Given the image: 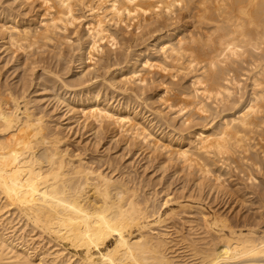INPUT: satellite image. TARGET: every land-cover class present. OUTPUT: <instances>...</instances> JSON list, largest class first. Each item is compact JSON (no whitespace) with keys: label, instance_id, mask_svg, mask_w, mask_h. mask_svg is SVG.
Listing matches in <instances>:
<instances>
[{"label":"bare ground","instance_id":"obj_1","mask_svg":"<svg viewBox=\"0 0 264 264\" xmlns=\"http://www.w3.org/2000/svg\"><path fill=\"white\" fill-rule=\"evenodd\" d=\"M0 42V264H264V0H0ZM73 124L199 195L159 209Z\"/></svg>","mask_w":264,"mask_h":264},{"label":"rangeland","instance_id":"obj_2","mask_svg":"<svg viewBox=\"0 0 264 264\" xmlns=\"http://www.w3.org/2000/svg\"><path fill=\"white\" fill-rule=\"evenodd\" d=\"M73 37H74V35H73ZM75 38V37H74ZM0 46H1V42H0ZM1 52H3V50H0V56L2 55L1 54ZM4 55V56H3ZM1 57H0V75H2L3 76V78L4 79H10L9 81L11 82H9L8 80H7V83L8 84H10V86L8 85L7 87H9L12 91H15L17 88L16 87H13L12 88V85L13 86H15L14 84L15 83H17V81L19 80L18 79V76L17 75H19L20 74V71H14L15 69H14V65H12L11 64V66H9L10 65V63H9V65H8V67H6V69L4 68V70L3 69H1V68H3V67H1L2 65H4V63L6 62V61H9V59L8 58H10V55L9 54H7L8 56L6 57V55L5 54H3ZM6 58V59H5ZM5 61V62H4ZM5 71V72H4ZM7 72V73H6ZM11 72V73H10ZM10 73V74H9ZM16 73V74H15ZM4 74H5V76H4ZM2 76H0V78L2 79ZM9 76V77H8ZM157 76V75H156ZM16 77V78H15ZM12 78V79H11ZM187 81V80H186ZM14 82V84H12ZM20 86V85H19ZM7 87H6V89L4 88V90L3 91H5V90H7ZM8 88V89H9ZM9 89V90H10ZM19 89V88H18ZM33 90H32V93H33V91H36V90H38V89H35V88H32ZM152 89H154L153 87H152ZM148 92H149V94H150V89L148 90ZM147 92V93H148ZM146 93V94H147ZM29 94V93H28ZM36 96V93L35 94H31V97H34V96ZM47 104V105H46ZM53 108V104H51V105H48V103H44V102H42L41 103V105H40V107L39 108H42V110L44 109L45 111H46V113L48 114V116L50 117L51 116V118H50V120L52 121H50L49 120V122H51L52 123V128L53 127H55L56 125V119L59 117V114H60V110H59V112H54L53 114H50L49 115V113L51 112V111H53L52 110V108ZM63 110H61V112H62ZM54 114H56V115H54ZM57 114H58V117H57ZM57 117V118H56ZM65 118V117H64ZM66 118H69V116L67 115L66 116ZM211 118V117H210ZM63 121V120H62ZM63 123L65 124V123H67V121L65 122V119H64V121H63ZM75 127H74V126ZM71 127H70V129H68V130H66L64 133L66 134V136L67 137H71V142L70 143H72V146H71V148L72 149H74V147H77L78 146V148H86L87 149V146H84V145H86L87 143H88V149L90 148H92L91 149V151L92 152H94L93 154H91V155H89L87 158L89 159H91L92 160V158H95L96 156L97 157H99V156H104L103 157V159H104V162L106 163L107 162V160H109L108 158L109 157H111L110 159L111 160H113V161H115V162H118V166L121 164V166H119V167H129V170L130 171H132V173H133V175H134V178H136V179H140V181H144L143 183L145 184V183H147L148 182V184H150L149 185V187H151V188H149L148 187V189L147 190H149V189H151V190H149V192L150 191H156L157 193H158V196H157V198H158V200L159 201H157V203L156 204H158L159 206V209L160 208H162V204L161 203H164L165 201V198L167 199V197L168 198H171L172 199V201H171V208L173 207V208H177L178 207V201L179 202H185L186 200H187V198H189L190 199V197L191 198H193L194 196H198L199 195V193H198V191H197V193H196V195L194 194L195 192H196V188H192V191H194L193 193H192V195H191V189H190V186H188L187 187V190L185 191V190H183V189H186V188H184L183 186H185V180H184V178L183 179H181L182 178V175L180 176L179 175V177L178 176H176L175 174H174V172H175V168H173V166L172 165H174V164H170V163H168V164H166V165H168V166H165L163 169H162V172H161V170H160V168H159V170L160 171H158V166H159V164L158 163H156L155 164V162H152L153 161V159L151 160V157L149 158V154H147L148 152L147 151H143L142 150V152H141V150L140 151H137V149L136 148H133V150H132V148H129L128 150L127 149H125V148H123V143H121V144H119V142H118V144L116 143H111V140H110V137L109 138H107V136L105 137L104 135L102 136V137H105V138H107V139H105L104 138V141H102V144L99 146V147H97V148H99L98 149V151H97V149L95 150V148H94V143H93V145H92V143H91V141H93L92 139H93V137H91L90 135L93 133V132H91V133H87L88 135H85V138H84V135H80V133L81 134H85L86 132H88L89 130H90V128L88 127V130L86 129L83 133H82V131L79 133V134H77V136H75L74 135V132H76L77 131V129L78 128H80V126L78 125V127H77V125L76 124H73ZM75 128H77V129H75ZM72 131V132H71ZM111 132V131H110ZM159 133L160 132H155V135L157 134V135H159ZM73 134V135H72ZM70 135V136H69ZM108 135L109 136H111L112 134H110V133H108ZM76 138H75V137ZM81 136V137H80ZM89 136V137H88ZM87 137V138H86ZM91 137V138H90ZM87 139V140H86ZM89 139H90V142H88L89 141ZM79 141V142H78ZM95 142V141H94ZM77 143H80V144H76ZM86 143V144H85ZM91 143V144H90ZM105 143V144H104ZM114 144V145H113ZM76 145V146H75ZM79 145H80V147H79ZM82 145H83V147H82ZM113 145V146H112ZM122 147V148H121ZM107 148V149H106ZM113 148V149H112ZM104 149V150H103ZM136 151H135V150ZM103 150V151H102ZM105 150H108V151H105ZM127 150V151H126ZM129 151H131V152H129ZM101 152V153H100ZM126 152V153H125ZM143 152H144V154H143ZM90 153V152H89ZM108 153V154H107ZM125 153V154H124ZM139 154V155H138ZM115 155V156H114ZM117 155V156H116ZM121 155V156H120ZM128 155V156H127ZM145 155V156H144ZM147 156V157H146ZM107 157V158H106ZM114 157H117V158H114ZM122 157V158H121ZM126 157H127V159H126ZM145 157H146V159H145ZM121 160H120V159ZM117 159H119V161L117 160ZM144 159V160H143ZM147 159H148V162H149V164L151 163V168L149 167L148 169H147V171L145 170V168L143 167L145 164L148 166L149 164H147L148 162H147ZM121 161V162H120ZM123 161V162H122ZM101 163L100 164H102L103 163V161H100ZM146 162V163H145ZM105 163H103L102 165H104ZM120 163V164H119ZM133 163V164H132ZM98 164H99V161H97L96 162V164H95V166L97 165L98 166ZM99 164V166H101ZM129 164V165H128ZM124 165V166H123ZM155 165V166H154ZM156 165H157V167H156ZM170 165V166H169ZM107 166V164H105V166H103V168L104 167H106ZM133 167V168H132ZM155 167V168H154ZM166 167H167V170H166ZM169 167V168H168ZM135 168V169H134ZM234 168H235V170H234ZM237 167H233V172L235 173V176H233L234 175V173H233V175H232V173H231V171H230V173H231V176L230 175H228V176H230V177H232V178H229L230 179V181L231 182H233V184H236V180H238V179H236V178H239V180L241 179V180H244L243 182L242 181H240L241 182V184L243 185V183H246V180H245V173H240V174H242L241 175V178H240V174L237 172V171H239L240 172V170L237 168ZM122 169V168H121ZM132 169V170H131ZM151 169V170H150ZM153 169H155L156 171H154ZM143 170V171H142ZM150 170V171H149ZM166 171V172H165ZM168 171V172H167ZM171 171V172H170ZM156 172H158V174L156 175ZM163 172H165L164 174H163ZM173 172V173H172ZM154 173V174H153ZM161 173H162V176L165 178H163L162 176H161ZM236 173H238V174H236ZM153 174V175H152ZM171 174H173V175H171ZM153 177H152V176ZM169 175V176H168ZM236 175H237V177H236ZM167 176V177H166ZM171 176V177H170ZM173 176V177H172ZM176 176V178H177V181H176V178H174ZM258 176L260 177L261 175L260 174H258ZM150 177V178H149ZM163 179H161V178ZM169 177H170V179H169ZM236 177V178H235ZM243 177V178H242ZM143 178H144V180H143ZM172 178H174V179H172ZM138 179V180H139ZM142 179V180H141ZM151 179V180H150ZM160 179V180H159ZM169 180V183L167 182L168 180ZM172 179V180H171ZM178 179H180L181 181H180V183H178ZM233 179H235V180H233ZM162 180V181H161ZM167 180V181H166ZM171 180V181H170ZM184 180V181H183ZM238 180V181H239ZM146 181V182H145ZM167 183H166V182ZM172 181L174 182V183H172ZM237 181V182H238ZM240 182H238V183H240ZM142 183V184H143ZM178 183V184H177ZM181 183H184V184H181ZM166 184V185H165ZM171 185L170 187H169V185ZM175 184V186H173ZM177 185H178V187H177ZM189 185H192V184H189ZM251 185V184H250ZM249 185V186H250ZM180 186V187H179ZM181 187H183V188H181ZM251 187V186H250ZM182 190V192H183V194H184V197H183V195H182V192H181V194H179L180 193V191L179 190ZM194 189V190H193ZM251 189V188H250ZM146 190V191H147ZM178 190V191H177ZM185 191V192H184ZM187 191H188V193H187ZM190 191V192H189ZM251 191V190H250ZM148 192V191H147ZM206 193V192H205ZM204 193V195H205V197H203V199H207V200H209V201H207V200H205V202H206V204H207V206L210 204L209 202H210V200L211 199H213V200H211V204L208 206V207H210V206H212V207H217L218 206V204L219 203H221V204H219V206H221L220 208H219V206L216 208V209H220V210H222V209H224L222 212H224V211H226L227 213H229V210L232 208V206H233V209H231L230 210V213L229 214H236L237 212H239L240 213V215H245V212H247V208L246 207H243V206H239V205H242L241 203H240V201L242 202V200L241 199H239V197L238 196H235V194L233 195V194H230V195H232V196H230V195H228V196H226V195H223V198L222 197H220V196H222L221 194H215L214 193V198L216 199H214L213 197H212V195H213V193H212V195L211 194H209L208 192V194L207 195H209V199H208V196L206 195ZM188 194V195H187ZM171 195V196H170ZM194 195V196H193ZM220 195V196H219ZM180 196H182V198L180 197ZM187 196H189V197H187ZM225 196V197H224ZM235 196V197H234ZM187 197V198H186ZM207 197V198H206ZM227 197H229V198H227ZM236 197H238V198H236ZM180 198V199H179ZM211 198V199H210ZM219 198V199H218ZM225 198V199H224ZM233 198V199H232ZM235 198L236 199H238V201L237 200H235ZM164 199V200H163ZM184 199H186L185 201H184ZM188 199V200H189ZM195 199H196V197H195ZM221 199V200H220ZM214 200H215V202H214ZM227 200H229V205H227L226 207H225V203H227L228 201ZM240 200V201H239ZM218 201V202H217ZM223 201H224V203H223ZM227 201V202H226ZM232 201V202H231ZM233 201H235L236 203H235V205L237 204V206H239L240 207V209H239V211H236V209L235 208H237V206H235L234 205V202ZM213 202H214V204H213ZM232 203V204H231ZM161 204V205H160ZM214 205V206H213ZM224 205V206H223ZM232 205V206H231ZM245 206V205H244ZM228 207V208H227ZM231 207V208H230ZM238 207V208H239ZM226 208V209H225ZM245 208V209H244ZM164 209V208H163ZM162 209V210H163ZM229 209V210H228ZM244 211H243V210ZM234 211V212H233ZM242 211V212H241ZM243 213V214H242Z\"/></svg>","mask_w":264,"mask_h":264}]
</instances>
